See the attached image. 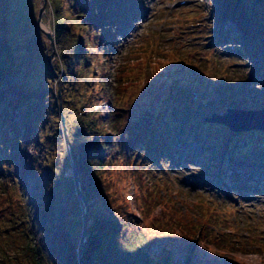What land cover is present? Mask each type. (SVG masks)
<instances>
[{
  "label": "rangeland",
  "instance_id": "1",
  "mask_svg": "<svg viewBox=\"0 0 264 264\" xmlns=\"http://www.w3.org/2000/svg\"><path fill=\"white\" fill-rule=\"evenodd\" d=\"M181 1L186 2L180 4ZM59 2L0 0V41L7 40L11 49L23 57L19 59L16 56L13 66L17 72L3 78L0 87L5 90V95L12 98H15L13 86L16 82L32 83L38 87L33 89L29 102L24 103L29 113L35 111L34 117L40 119L32 139L39 137L44 141L45 149L53 154L57 171L56 219L65 223L69 237L79 245L83 231V208L76 194L73 168L69 162L71 154L74 159V153L68 124L74 120L70 114L62 112L61 98L62 89L67 86L68 75L72 72H67L64 60L67 61V52L74 51L65 40L62 41L67 38L65 34H61L60 41L56 39L60 25L56 16ZM128 2L130 0H124L125 4ZM211 4L212 0H137L129 11L121 15L123 7L116 3L114 12L118 19L114 23L119 26L112 31H115L113 40L119 48L107 57L98 55V45L92 40V44L87 46L88 55L92 53L91 64L88 70H83L80 80L88 83L89 76L94 77L95 82L92 83V94L85 92V88L75 92L80 111L93 109L107 119L109 107L104 99L105 79L109 91L106 95L116 105L128 101L134 107L149 82L155 81L154 84L160 88L164 81L179 78L188 87H198L196 94L200 95L212 94L229 81L237 86L248 84L254 95L247 100H236L244 104L240 108L264 105V42L261 43L260 33L254 30L253 19L243 16L240 20L243 28L240 29L235 22L222 17V28L217 29L212 21ZM41 7L43 11L38 26ZM70 13L66 18L69 24L74 17ZM112 23L109 22L111 26L106 27L111 28ZM226 28L241 31L243 40L237 43L226 40L223 34ZM261 28L260 31H264V27ZM241 48L247 57L239 52ZM45 59L52 65L49 70L45 68ZM180 63L183 69L172 66ZM257 70L263 75H257ZM32 72L35 73L32 75ZM73 76L70 74L72 80L75 79ZM76 82L78 80H74ZM239 94L242 92L238 91L235 95ZM146 101L140 100L143 106ZM74 103L77 105L76 101ZM227 103H230L228 99L214 111L224 112ZM68 105L64 102L66 109ZM14 112L20 122L19 112ZM105 121L108 125V120ZM105 131L110 133L109 128ZM74 137L78 139V136ZM237 145L244 143L239 141ZM178 147L174 163L159 157L157 163L138 161L135 167L130 161L122 167L119 163L114 176L112 171H106L104 182L111 183L109 202L113 201L115 205L125 199L130 210L139 216L141 201L138 196L141 194L148 200L153 196L152 223L157 225L158 230L165 225L168 236L166 239L155 237L149 253L169 258V264H264V150L252 141L250 155H239L222 162L218 156L220 153L215 151L210 141ZM38 153L42 154L40 147ZM206 153L218 157V169H211L206 162L210 158ZM57 159L58 167L55 165ZM64 159L68 161L63 162ZM46 175L43 169L27 175L26 184L28 191L32 192V205L36 203L33 187L41 183ZM3 193L0 177V264H28L34 256L30 242L24 237L28 231L24 222L11 215L17 198L5 200ZM98 215L105 216L102 213ZM143 223L147 220L144 219ZM190 224L195 226L192 228ZM166 245L170 250L164 254V248H168ZM260 246L262 248H257Z\"/></svg>",
  "mask_w": 264,
  "mask_h": 264
},
{
  "label": "trees",
  "instance_id": "2",
  "mask_svg": "<svg viewBox=\"0 0 264 264\" xmlns=\"http://www.w3.org/2000/svg\"><path fill=\"white\" fill-rule=\"evenodd\" d=\"M116 3L123 7V11L130 10L133 6V0L132 3L127 4L124 0H60L56 8V16L60 24L55 34L58 37L56 39L60 41L59 38L63 36L61 34H65L67 38L62 41L65 40L74 51L67 52V61L64 60L67 72L72 71L70 74H73L75 79L72 80L69 74L67 86L62 87L63 94L68 98H65L61 91L62 112L66 115L70 114L74 120L73 123L68 124V132L71 134L69 138L80 187L89 206L87 240L80 260L79 246L69 237L65 223L56 219L57 171L55 172L53 154L45 149L44 141L39 137L32 139L40 119L34 117L35 111L29 113L24 103L29 102L30 94L38 87L32 83L16 82L13 86L15 98L5 95V90L0 87V177L4 187L2 197L5 200L17 198L16 206H12L14 212H11V215L17 216L21 223L24 222V227L28 231L24 233V237L30 242L32 256L34 254L28 264H169V258H160L149 253L155 237L166 239L168 236L165 225L158 230L157 225L152 223L151 204L155 202L153 196L150 200L142 198L141 194L138 196L141 201L139 216L130 210L125 199L114 205L113 201L109 202L111 183L104 182L105 172L112 171L114 176L119 163L122 167L126 161L133 162L135 167L138 161L151 162L153 156L167 159L175 153L174 147L178 140L181 145L209 140L215 145V149H219L225 160L239 155H250L253 150L252 141L256 142L258 148L264 150V137L260 133L242 131L234 134L224 126L202 120L205 113L220 107L221 102L227 99L230 103L226 105L239 106L235 100H246L254 95L253 91L248 89V85L237 86L232 81L223 84L224 87L220 86L218 91H213L214 94L200 95L196 94L198 87H188L180 82V78L173 81L168 77L172 81H164L160 88L154 84L155 81L149 82L133 107L131 102L126 101V104L116 105L108 98L106 95L109 93L108 83L105 79L103 90L106 98L104 96V99L109 107L105 117L107 119L99 116L93 109L81 112L75 92L84 91L85 88V92L90 91L92 94L91 87L95 82V78L89 76L88 83L84 84L80 80L83 70H88L91 64L92 53L88 55L87 46L92 44V40L93 44L98 45L100 52L98 55L107 57L119 48L113 40L115 31H112L117 30L118 26L114 23V20L118 19L117 13L114 12ZM211 8L215 28H222L220 20L225 17L235 22L241 29L243 25L240 20L248 15L253 19L254 30L261 35V43L264 42V31H260L261 26L264 27V0H212ZM70 11L74 17L69 24L66 18L67 14L71 15ZM123 11H120L121 15ZM109 22H113L111 28L106 27V25L111 26ZM226 29L223 32L224 37L231 43L243 40L241 31ZM252 38L256 40L254 35ZM16 56L17 53L11 49L7 40L0 41V82L17 72L13 66ZM18 58L23 57L18 56ZM51 66L46 61L45 68L49 70ZM53 66L58 65L53 64ZM172 66L184 68L182 63ZM36 67L35 65L34 70ZM22 68L21 66L20 69ZM34 73L32 72V75ZM74 80L78 82L74 83ZM238 91L242 94L235 95ZM123 94L120 95L124 98ZM140 100L146 101L147 104L143 106ZM64 102L70 104V107L68 105L66 109ZM247 108H256V106ZM14 111L19 112L20 122L16 119ZM105 120H108V125ZM108 128L110 133L105 131ZM74 136H78V139ZM238 141H243L244 145L237 146ZM39 147L42 149L41 155L38 153ZM65 161L68 160L64 159L63 162ZM69 162L72 168L71 159ZM55 165L58 167V159ZM215 166L216 164H211L212 168ZM41 169L47 175L41 183L34 185L35 195H33L36 203L32 205V192L28 191L26 184L27 175L29 172L37 173ZM98 213L105 216H99ZM144 219L147 220L145 224ZM190 226L193 228L195 225L190 224ZM166 247L168 248H164V254L170 250L169 246Z\"/></svg>",
  "mask_w": 264,
  "mask_h": 264
},
{
  "label": "water",
  "instance_id": "3",
  "mask_svg": "<svg viewBox=\"0 0 264 264\" xmlns=\"http://www.w3.org/2000/svg\"><path fill=\"white\" fill-rule=\"evenodd\" d=\"M43 7L39 10V16L37 19L38 26L40 23V16L42 14ZM49 37V35H48ZM204 120L211 123H220L222 125L228 126L230 129L235 131H251V130H260L264 133V109L260 110H242V109H233L228 108L225 114H216L213 113L211 117H204ZM69 145V141H66ZM73 168V179L75 183L76 194L81 201L83 208V231L82 238L79 243L78 259L80 260L82 252L86 245L87 240V227L89 221V206L84 198L83 192L80 187L78 171L76 163L73 159V154L70 155Z\"/></svg>",
  "mask_w": 264,
  "mask_h": 264
},
{
  "label": "bare ground",
  "instance_id": "4",
  "mask_svg": "<svg viewBox=\"0 0 264 264\" xmlns=\"http://www.w3.org/2000/svg\"><path fill=\"white\" fill-rule=\"evenodd\" d=\"M41 27H42V28H44V29H46V27H45V26H43V25H42ZM253 48H255V46H254V45H253Z\"/></svg>",
  "mask_w": 264,
  "mask_h": 264
}]
</instances>
